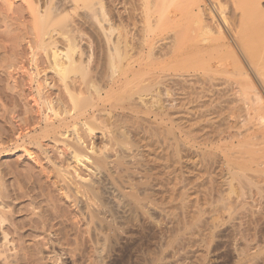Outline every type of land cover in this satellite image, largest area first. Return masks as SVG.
I'll use <instances>...</instances> for the list:
<instances>
[{
    "label": "bare ground",
    "instance_id": "obj_1",
    "mask_svg": "<svg viewBox=\"0 0 264 264\" xmlns=\"http://www.w3.org/2000/svg\"><path fill=\"white\" fill-rule=\"evenodd\" d=\"M131 1L132 5L131 3L129 5L132 8L129 6L131 13L128 20L132 22L127 24L123 20L122 9L125 3L120 0L114 40L111 42L107 39V41H101L102 43H96L103 55L101 53L96 56L99 53L96 51L98 49H94L97 52L94 51V54L91 47L90 54L88 53V56L84 58L82 55L85 53L81 54V49L76 47L80 50L78 52L80 55L76 56L77 54L73 53L75 46L71 44L73 49L68 47L64 51H58L53 48L42 60L32 58V69H30L31 72L29 70L28 73L26 72V81L36 93H33L35 96L33 104L40 105L43 109L41 108L39 113L35 111L39 116L35 117V113L33 116L35 118L31 115L29 120H36L38 130L22 135L20 137L22 145H20L21 142L16 144L23 146V149L26 148L25 145L30 146L37 155H33V152L29 153L27 148L25 152L35 163L34 156H42V158L39 157L41 164L39 162L37 164L44 167L43 169L40 167L41 170L39 168L40 172L36 173L37 176L32 174L37 177L34 178L36 183L33 182L40 190L36 196H42V199L44 196L50 203L51 209L47 211L48 217H44L43 213L33 212L36 219L29 221L31 223L29 236L30 239L33 236V242H31L33 247H24L23 239L20 241L24 235L20 236L19 232L23 226L19 229L20 223H15L14 216L12 215L13 218L11 216V209L14 211L17 207L13 202L16 201V204L23 192L16 193L15 189L11 191L9 184H6L7 172L0 163V264H21V262L32 264L31 252L26 250L29 247L32 249L35 246L38 247L39 242L35 239L39 236L44 238L46 233L49 254L54 256L56 264H64L63 259L71 254L67 227L74 231L77 237L74 245L81 258V264H166L165 256L163 257L165 251L170 249L172 253L170 254L175 256L185 251L187 245H191V240L196 236L197 238L199 236L201 243L204 239L212 242V239L220 236L219 233L222 232V230L219 231L222 227L218 224L220 221L215 219L213 213V216L209 214L204 217L207 205L200 206L198 202H201L199 201L201 198L191 197L195 194V189L200 191L202 183L204 181L206 183L209 178L199 180L202 182L201 185L194 184L199 189L197 186L193 189V185L194 194H192L191 189H186L188 187L186 183H194L195 180L191 177L188 182L183 178L181 181L178 168L181 165L179 162L180 166L176 163L174 166L171 165L172 160L175 162L177 156H173V159L168 158V161L171 159L170 165H165L162 156L168 154V148L164 154V148H162L164 146L160 145L162 147L156 149V152L161 149L162 152L159 151V153L163 155L161 154L160 157L158 152L155 155L156 152H152L155 148L152 149L149 146L158 147V141L155 140L153 143V139L151 141L143 136L140 138L139 124L136 129L139 132L132 131L133 129L129 132L124 127L126 125L121 123L122 119L131 115L130 112H133L137 103L158 106L165 108L166 111L178 109L179 113L182 112L180 118L188 119L187 123L190 125L187 130H184L186 126L183 127V134L186 137L192 134L191 131L196 130L194 132L197 134L193 132V135L196 138H207L204 140L208 144L222 139H226L225 142L228 144L227 139H229L228 146L219 145L221 148L218 146L219 153L214 150V154L206 145L204 148L211 149L212 153L209 149L208 153L205 149H201V152L205 151L208 156L206 165L200 166L209 173L207 176L210 177L208 180L210 183L207 182V185L213 183L212 189H209L210 192L216 188V185H220L216 181L217 178L226 179V175L221 176L224 170L229 174L227 176H230L229 180H226L227 183L229 181L230 188L227 187L229 190L234 189L235 185L237 189L238 187L241 189V186L243 188V185L246 187L247 183L252 187L256 185L248 177L254 178V176L251 177L255 170L252 165H256L259 163L257 160L264 157V152H261L264 151V146L260 147L261 150L259 149V146L264 144H261L264 139L261 140V145L257 146L254 143L258 149L249 142L264 138V7L261 5L262 0ZM39 21L41 23V17ZM64 40L68 39L64 38ZM102 56L113 59L115 63H111L114 65L106 63V68L104 63L110 60L103 59L102 62ZM196 61L199 62V68L198 65L196 66ZM88 63L91 65L90 69H88L90 66ZM193 63L194 68L191 66ZM180 66L185 67V71L184 67L181 68L184 73L175 70ZM186 66L189 69L193 68L194 71H188ZM195 66L198 70H195ZM86 68L90 71L80 73V70L86 71L84 70ZM48 70L53 72V77L51 76L50 79L45 75ZM41 86H44L45 92L40 89ZM161 91L167 96L171 95L168 100L165 98V102L158 97ZM145 98H149L148 101L144 100ZM167 114L169 115L170 112ZM169 120H165V123ZM189 120L193 121L192 124L188 122ZM99 121L104 122L105 125L102 124L104 127L108 125L109 129L106 131L101 129L103 131L101 141L98 138L99 143H95L94 134L102 128L99 127L101 125ZM170 125L171 127L173 125L171 121ZM197 131H202L204 136ZM20 133L18 132L16 139ZM198 134L201 137H197ZM87 136L91 137V140L93 136L94 141L88 142ZM150 137H152L151 134ZM1 139L0 146L3 141V138ZM177 139L173 138V141ZM180 139L179 141L183 140ZM43 140L49 141V148L43 144ZM160 140L162 142V139ZM179 141H177L178 144ZM201 142L203 144V141ZM225 142L223 141L224 144ZM168 145L171 147L172 143ZM147 147L151 148V151ZM172 152L171 157L175 154V150ZM178 152L177 154L180 155ZM201 152L199 150L200 156L203 154ZM200 158L197 157L196 161L199 159L201 162ZM164 161H166L165 158ZM263 161L262 158L261 163ZM246 163L250 165L246 166ZM196 170V173L200 171V176L197 175L202 178L203 170ZM256 172L258 173L257 169ZM183 173L181 175H184ZM28 177L30 178L31 174ZM181 182H186L187 187L181 186L185 185ZM243 182L246 184L241 185ZM258 182L255 181V183ZM224 187L222 186L223 189ZM247 188L249 189L248 185ZM54 189L58 192L57 201L63 200L67 207H60L61 205H56V199H54L56 203L51 199L50 193ZM206 189L209 191L207 186ZM222 190L220 198L225 194ZM229 190L225 191L229 197H223L224 200L226 199L225 203L223 198L217 200V202L221 201L218 207L220 208L223 203V209L226 211H230L231 206H235L234 202H237L236 196L239 194L237 191L236 198L234 197L236 201L230 200L227 203L228 198L233 199L231 197L233 194L230 195ZM198 191V196L202 193L206 198L205 202L203 200L201 203H210L207 200L206 190L203 189L204 192L201 193ZM34 195L28 196L31 204L36 199L31 197ZM22 196L25 198V193ZM241 202L242 200L239 202L240 205ZM189 208L193 209L190 211ZM231 210L234 211L235 207ZM226 211L223 213L225 214ZM16 213L17 210L14 215ZM232 213L234 214L231 212L230 216ZM70 214H73L72 219L68 218ZM234 217L230 218L233 222L236 221ZM54 221H57L56 225L62 228L55 227ZM240 226L239 224L238 227ZM196 240L194 239L195 242ZM151 249L156 250L152 256H150ZM21 250L25 253H21ZM126 250L130 253L126 254ZM179 256L183 257V255Z\"/></svg>",
    "mask_w": 264,
    "mask_h": 264
},
{
    "label": "rangeland",
    "instance_id": "obj_2",
    "mask_svg": "<svg viewBox=\"0 0 264 264\" xmlns=\"http://www.w3.org/2000/svg\"><path fill=\"white\" fill-rule=\"evenodd\" d=\"M122 1L125 3L124 4L125 10L122 9V13L124 12L122 15L123 20L125 21V23L128 24L129 22L130 23L132 22V21H130V19L128 20L130 13H131L129 11L132 8V6H130V5H132V1L131 0H122ZM119 2H120V0H100V1L99 0H0V10H1L0 11V139L3 138V141H1L2 146H0V149L4 148L0 151L1 152L0 163H1L2 167L4 166V168H3L4 171L7 172V173L5 172L6 173L5 179H6V181H8V182H6V184L7 183L9 184V188L11 189V191L13 192L15 189L16 193L20 192L22 194V192H23L22 195H24V193H25V198L22 195H20L18 197L20 200H17L18 202L16 204H15L16 201L13 202L14 206L15 207L17 206L16 208L14 207L15 208L14 211L11 209V211H12L11 216L12 215L14 216V221H16L15 223H18V222L20 223V225L18 224L19 226H21V227H19V229H21L23 226V228L21 230H19V232H20V236L24 235V237L22 236L23 238L20 237L21 238L20 241L22 239L24 241L23 242L25 245V246L23 245L24 247H28V246L33 247V245H32L33 243H31V242H33V239H32L33 236H31L32 240L30 239V236H29V234H31V232H30L31 227H29L30 226L29 224H31L30 223L31 220L36 219V217L33 215V212L34 213L38 212L41 214L43 213L42 215H45L44 217H48L47 211L49 209H51L50 203L47 202V199L44 196H43V199H42V196H39V195L36 196L37 193L40 191V190H38L37 184H35L36 183L35 179L37 178L36 173H38V171L40 172L41 168L43 169V167H44V166H40L41 162H39L41 160L42 156H40V155L34 156L36 158V163H35L34 161H32L30 159V157L25 152L26 148H27L29 153L34 151L33 149L31 150L30 146L27 147V145H25V147H26L25 149H23V146H19V145H18L19 147L17 146V144H19L22 140L20 138L22 135L28 134V133L31 134L33 131L38 130L39 126H37V124L35 123L36 120L35 119L34 120L32 119V121H29V120H31V115H32V117L35 116V113H36L35 111H37L39 113L41 111V108H42V106H40V105L35 106L37 104H33V99L35 97L34 94H36V93H35V90H33L34 89L33 87L31 88L30 86H28L29 83H27V81H26L27 75H25V74H26V72L28 73V70H29V72H31L30 69H32L31 68L32 58L34 60H35V58H36V60H40V59L42 60L46 54L48 55V53L51 52V50H53V48L58 50V51L59 50L64 51L68 47L69 48L71 47L73 49L74 48L73 46H75V50H77V52L73 49V53L75 55L77 54L76 56H78V55H80V54H78V52H80L79 49H81L80 53L81 54L85 53L82 55V57L85 58L88 56V53L90 54L91 47L93 49V50H91V51H93L92 53H94L96 48L98 49V45H96L97 42L102 43L101 41H105V40L107 41V39L112 42L114 40L116 32H117L116 31L117 30V24H118V22H117V11L120 10L119 9L120 8ZM261 5L264 7V0L261 1ZM40 17H41V23L39 21ZM47 28L48 29L50 28V29L48 30ZM46 32L47 33L49 32L50 34L52 33V35L47 34ZM41 33H43V35ZM39 35H40V37H39ZM43 36H45V38ZM41 38L44 40H42ZM64 38L68 39L67 41L69 44L67 43L66 40H64ZM65 45H67V46H65ZM94 45H95V47H93ZM76 47L79 49H77ZM96 51L99 53H97ZM96 51H95V53L98 54L96 56L101 55L102 52L99 49ZM102 55H103V53H102ZM103 57L104 56H102V62H103V59H104V61H105V59L110 60V59H108V57H106V58H103ZM111 62H114V60L111 59L110 62L105 61L104 64L106 65V63L107 64L110 63L111 65H114L115 62L114 63H111ZM196 62H197V64L195 62L194 63L196 64V66L198 65V68H199V64H198L199 62L198 61H196ZM194 63L191 65L192 67H193ZM91 64H93V63L91 62ZM188 66H186L188 71H191V72L194 71V69H193L194 67L193 68L191 67L192 69H189ZM183 67L184 66H180V68L177 67L175 70L176 71L178 70L177 72H181V71H183L181 69ZM84 68H85V66H84ZM87 68L84 69L86 71H81L83 68H80L81 70L80 69H78V70H80V73L81 72L87 73V70L91 68V65L89 66L88 69ZM106 68H107V65H106ZM108 68L110 69L112 67H108ZM198 68L196 67L195 70H198ZM183 69L185 71V67ZM76 71H75V73H76ZM89 71L90 70H88V72ZM184 71H183V73H184ZM52 74H53V72L49 71V70L45 72V75L48 79H50L51 76L53 77ZM76 75L79 76V74H77V73H76ZM41 87H40V89L41 90L43 89V91L45 92L46 89L44 88V86L42 88ZM161 92L163 94L159 93L160 96H158L159 99L161 98V101L165 102V98H167V100H168V98H170L171 95L167 96L165 92H163V91H161ZM31 94H33V95H31ZM145 94H147V93H145ZM147 99H149V98H145L144 100H147ZM137 104L135 107L136 109L134 108L133 112H130L132 117L130 115L128 118H124V120L122 119L121 123H124V125H126V126H124L125 129H127V131H129V132H130V129L131 130L133 129L132 131L135 130L138 132L140 130L141 131L140 132V138L143 136V138H148L151 141L153 139V141H152L153 143L155 140L158 141L159 142V144H157L158 147H154L152 145L151 141L149 140L150 144L152 145L149 147H151L152 149L155 148L152 150L153 153L156 152V149L158 150L159 147L161 148L162 146H164V147H162V148H164L163 153L166 154L165 151H167L166 148H168L167 153L169 155L167 154V155H164V157L162 156V160H163V163L165 165L166 164L170 165L169 163L171 162L170 160L173 159V156H177L175 158V162L172 160L171 165L174 166V165L178 164V162L181 165V166L179 164L177 165V166H180V167H178L180 169V173H179L180 174V180L183 178L184 181L187 180L186 182H188V179L191 177L195 181L197 180L195 182L194 180L190 179L191 181H194V183L189 182L190 186H189V183L185 182L186 184H188V187L183 182H181V183L185 184V185H181V184H179V185L184 186V187L186 186L187 187L186 189L192 190L191 191L192 194H194V193L197 194V195L194 194L195 196L191 195L192 198L193 197L194 198L196 197L198 199L203 198L202 200L201 199L199 200L201 202H203L204 199L206 200V198H204L203 194L201 193V192H204L206 190L205 192L208 193L207 200L210 201V203L208 202V204H206V203H201V202L199 203L198 202V204L200 206H202L203 204L207 205V206H205L206 213L204 214V217H207V216H209V214L213 213L215 216V219L218 222L220 221V223H218V224H220V226L222 225V227H220V229H219V231L222 230V232L219 233L220 236L218 235L216 238L212 239V242L209 241L208 239H204L201 243L199 236H198V238L196 236L194 238L195 240L197 239L196 242L194 241V239H192L191 245L188 244L185 251H183V252L181 251V252H179V254H177L175 256L171 255L172 253H171L170 249L165 251V253L163 254V257L165 256L164 258L166 260V264H201V263L202 264H264V161H263V163H261L262 158L264 160V157L259 158L257 160V162L259 161L260 164L256 163V165L255 164L252 165V168L255 169L252 173H254L257 176H255L254 174H251V172L249 173V175L251 174V177L254 176V178L255 177L257 178V179L255 178V180H254V178L252 179V178L248 177L249 179L252 180V182L254 181L253 182L254 184H256V185H253L254 188L252 187V185H249L248 183H247V185H248L249 189L247 188V185H246V187H244L243 184H246V182L245 183L243 182V183H241V185H243V188L241 186V189L239 187L237 189L236 185H235V188L232 190L227 189V187L228 188H230V187L228 184L229 181L227 183L226 180H229L230 176L229 177L227 176L228 173L226 172V170L223 171L224 174H221L222 177H224L226 175V177H225L226 179H223V178L221 179L219 177L216 180V181H218V183H220V185L225 183L224 185L226 187H224V185H222L224 187V189H227L225 191L229 190V192H230L229 194L231 195V193H232L234 195V196L231 195V197L233 199L228 198L229 200H227V203H228V201L230 202V200L232 202H234L238 199L237 202H234V203H236L234 206L236 211L231 210V209H234L233 206H231L232 208L230 209L231 212H234V214L236 213L235 215L232 213V216L233 217L235 216L234 219L236 218V221L233 222V220H230V218H233L232 216H230L231 212L223 209V203H222V206L220 208H222L224 211H226L225 214L223 213L224 211H222V209L220 210V208L218 207L221 204V201L219 200L220 202H217V200H218V198H220L222 196V194H220L221 190L223 189L222 186H220L219 184H218V186L214 185L216 187L215 188L213 186V189L215 188L214 189L215 191L211 190V192H212L211 193L209 189H212L211 186L213 185V183L209 186L207 185V182H209L208 180L210 179V177L207 176L209 173L207 172L208 173L207 174L205 169H201L202 164L204 166V164L206 165L205 162L208 161L207 153H208L209 148L208 149L204 148L205 145H206V147L209 146L213 152H214V150L215 151L217 150L216 152L219 153L220 149L218 150V146L219 145H222V147H224L225 145L228 146V144L230 143L229 139H227L228 144L225 142L226 139L216 141V143H213V144H208V142L204 140V139L207 140V138L202 139V137L199 136L200 133L202 136H204V133L202 131L199 132L200 130L197 131L199 133L197 135V137H201V138H196V136L193 135V132L196 130L191 131L192 134L186 137L183 134V129L185 128L184 126H186V129H184V130H187V127L190 128V125L187 123L188 119H184L185 120L184 121L183 118H180L182 116L181 115L182 112L179 113L178 109H172V110L166 111L165 108L162 109L158 106H151L150 104H146V105H140V104L137 105ZM174 110H176V111L174 112ZM169 112H170V114L168 115L167 113H169ZM38 113H36L35 117L39 116ZM170 115H171V117H169ZM262 115H263V113H262ZM164 116H166V117H164ZM178 116H179V118H178ZM35 117H33V118H35ZM28 118H30V119H28ZM165 120H169V121H167V123H165L166 122ZM170 121H171V124L173 123L172 127L170 125ZM188 122L190 124H192L193 121L191 122V120H189ZM100 123L101 122L99 121V125H100ZM102 124H104V122L101 123V125L99 126L102 128L97 130L98 132L96 131V133L94 134L95 135L94 139L96 141L93 140V136H92V140H91V137L87 136L86 140H88V142L94 141L95 143H97L98 138L101 141V137H102L101 133L103 132L101 129H103V130L105 129L104 131L109 129L108 125H106L105 126L106 128H105L104 127L105 124L104 125H102ZM138 124L140 126H138ZM134 125H136V127H134ZM146 125L149 127H147ZM137 126H138L139 130H136ZM147 129H149V130H147ZM147 131H149V132H147ZM18 132L19 133L21 132V133H20V135H18L19 139L18 138L16 139ZM129 132H128V134H129ZM142 132H145V133L141 134ZM146 133H147V136H146ZM194 133H196V132H194ZM150 134L152 137H150ZM177 136H178V139H177ZM190 136H192L193 138L192 137L190 138ZM184 137H186V138H184ZM154 138H156V139H154ZM158 138H159V140H158ZM167 138L170 140H168ZM173 138L174 139L176 138L177 140L174 142ZM179 138H181L183 140L179 141ZM160 139H162V142L164 144H165V142H168L165 145L172 143V146L170 147L168 145L166 147L165 145H163L162 142H160L161 141ZM192 139H194V140L192 141ZM262 139H264V138H258L256 140L252 141L253 143L251 141L249 143L252 144V146L255 144L258 146V145H261L264 143L263 141L261 143ZM12 140H13V142H12ZM166 140H168V141H166ZM177 141H179V144ZM185 141H186V143H185ZM201 141H203V144ZM221 141H222V143H221ZM223 141L226 144H224ZM245 141H246V139L243 141L244 144L246 143ZM2 142H3V144H2ZM180 142L182 144H180ZM204 142H206V143H204ZM174 143H175V145H174ZM235 143L236 142H234V144ZM43 144L46 145V147H48V148L50 147V145H49L50 143L48 140H43ZM14 145H16L17 148ZM20 145H22V142ZM160 145H162V146H160ZM176 145H180V146H176ZM182 145H184V146H182ZM236 145H231V146H236ZM256 145H255V148H256ZM181 146H182V148H181ZM263 146H264V144L259 146V149L261 150L262 148H260V147H263ZM149 147H147V148L150 149V151H151V148H149ZM172 147L176 148V149H170L169 150V148H172ZM177 147L178 148L180 147V148L178 149ZM215 148H217V149H215ZM201 149H205L207 151V153L203 150L204 153H206V154H204L203 152H201ZM211 149H209V151ZM256 149H258V147ZM172 150H175V154H173L171 157L170 154L173 153ZM180 150H181V152H178ZM199 150H200L201 154L202 153L204 154V155L202 154L203 156L201 155L204 158V160L200 156ZM159 151H161V149H159ZM159 151H157V152L159 153ZM170 151H171V153H170ZM212 151H210V152L212 153ZM157 152L155 155H157ZM177 152L180 153V155L177 154ZM261 152L263 153L264 151H261ZM163 153H161V154L163 155ZM161 154L159 153L160 157H161ZM195 154L198 158L201 157L200 158V159H202V160H200L201 162H199V159H198V161H196L197 157L195 156ZM214 154H215V152H214ZM33 155H37V153L33 152ZM178 156H180V157L178 158ZM204 156H206V157H204ZM39 157H41V158H39ZM164 158L167 162L164 161ZM168 158H171V159H169L170 162L168 161ZM177 158L181 161V163L179 160H177ZM205 158H207V160ZM202 161H203V163H202ZM38 162L40 164H37ZM195 162H197L199 165H196L197 163L195 164ZM258 164L260 166H258ZM249 165L250 164L248 163L246 166H249ZM182 166H183V168H182ZM254 167H256V168H254ZM259 167H260V169H259ZM39 168H40V170H39ZM196 169H198V170L200 169L201 171L203 170L201 172L202 178L198 177V175L200 176V173H199L200 171H198V173H196L197 172ZM256 169H257L258 173L256 172ZM192 171H195V172H192ZM181 172L182 173L185 172V173H183L184 175H181L182 174ZM203 172H205V173H203ZM225 172H226V174H225ZM30 174H31V177L29 178L28 176H30ZM32 174H35L36 176L34 177ZM25 175H26V177H25ZM214 175H216V174H214ZM194 176H195V178L197 177L198 179L197 178L195 179ZM211 176H213V175H211ZM203 179L204 180L208 179V180L206 183H205V181L203 183L199 181V180L203 181ZM218 179L222 180V182L224 180L225 181L222 183ZM42 180H43V177H42ZM180 180H179V182H180ZM183 180H181V181H183ZM258 180H259V182H258ZM255 181H257L258 183H255ZM32 183H34L35 185ZM196 183H197V185H201V183L203 184V186L201 185V187H200L201 188L200 191L196 190L197 188L195 186H197V185H194ZM214 183L217 184V182H214ZM193 185H194V187H193ZM233 185H234V183H233ZM206 186L208 187L209 191H207ZM192 187H193V189L196 188L195 189L196 192L194 191V193H193ZM209 187H211V188H209ZM256 187H257V189H255ZM12 188H13V190H12ZM217 188H219V190L221 188L219 193H218L219 190H217ZM198 189H199V187H198ZM203 189H204V191H203ZM224 189L222 190V193L223 194L225 193L223 197L227 198V197H229V195L226 194L227 192H225ZM197 191L201 193V194L199 193L200 194L199 196L202 195V197L198 196ZM232 191L235 193H233ZM237 191L239 193L238 195H237ZM209 192H210V195H209ZM251 192H252V194H251ZM254 192H256V193H254ZM50 194H51L52 200L56 199V201H57V199H59L58 192H56L55 189L51 190ZM218 194H220V195H218ZM30 195H34V196H31L33 199L36 198L33 204H31L29 202L28 196H30ZM225 195H228V196H225ZM55 196H56V198H53ZM235 196L237 197L236 200L234 199ZM242 196H244V197H242ZM245 197H246V199H245ZM210 198H212L213 201ZM222 198H220V199H222ZM205 200H204V202H205ZM223 200H224V198H223ZM223 200H222V202H223ZM225 200H224V203H225ZM240 200H242L241 205L239 203ZM56 201L54 200L55 203H56ZM58 201H57L58 204L56 203V205H61L60 207H67V205L64 204L63 200L62 201L60 200L61 202H58ZM211 202L213 204H211ZM192 203L194 204V201ZM234 203L233 204L230 203V204L234 205ZM236 205H237V207H236ZM224 206H225V204H224ZM253 206H254V208H253ZM236 208H238V209H236ZM18 209H19V211H18ZM192 209L193 208H191L190 211ZM16 210H17V213L14 215ZM205 210H204V212H205ZM247 211H248V213H247ZM220 212L223 214V216ZM227 212L229 213L228 215L230 217L227 215ZM213 214H212V216H213ZM13 216H12V218H13ZM227 217H229V219ZM68 218L72 219L73 214H70L68 216ZM218 218H221V219L218 220ZM237 220H240V221L237 222ZM11 221H13V219ZM57 221H54L55 223L53 222V224H55V227H57L59 229L62 228L61 226L56 225ZM229 221L230 222L232 221L236 225H234L232 222L230 223ZM235 222H237V223H235ZM223 223H224V225H223ZM231 224H233L232 225L233 227L230 226ZM239 224L241 225L240 228L238 227ZM67 229H68L67 230L68 234L70 235V237H68V239L70 241L69 249L71 250V254L68 255V257L64 256L65 259H63V260H65V261H63V262H64V264H81L82 263L81 258H79L78 251L75 249V245H74V240L77 237L75 236L74 231L69 230V227H67ZM241 229H242V231H241ZM64 230H66V229H64ZM46 235H47V233L44 234V238L39 236L35 239L36 241L38 240L37 242H39L38 247L34 245L36 248L34 247L32 249L29 247V249L31 251L29 249L26 250L27 252L29 251V253L31 252L33 254L32 255L30 253V255L32 256V261H33L32 264H34V262H35V264H56L54 262L55 259H53L54 256L52 254H49L50 249L48 248V245L46 244V238H45ZM42 238H43V240H42ZM52 238H54V237H52ZM256 241H257V243H256ZM44 242H45V244H44ZM188 243H190V242H188ZM39 247H40V250H39ZM154 251H156V250H153V249L150 250V256L154 255V253H155ZM186 252H188V253H186ZM21 253H23V251ZM128 253H130V252L128 250H126V254H128ZM19 255H20V253H19ZM179 255H183L184 258L182 256H181L182 257L181 258ZM177 258H178V261H177ZM52 259H53V261H52ZM21 264H22V262H21Z\"/></svg>",
    "mask_w": 264,
    "mask_h": 264
}]
</instances>
